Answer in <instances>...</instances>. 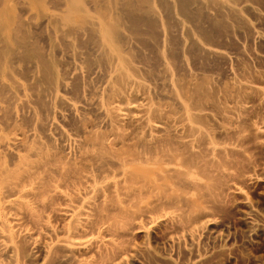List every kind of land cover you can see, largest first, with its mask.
I'll return each mask as SVG.
<instances>
[{
	"label": "rangeland",
	"instance_id": "rangeland-1",
	"mask_svg": "<svg viewBox=\"0 0 264 264\" xmlns=\"http://www.w3.org/2000/svg\"><path fill=\"white\" fill-rule=\"evenodd\" d=\"M0 264H264V0H0Z\"/></svg>",
	"mask_w": 264,
	"mask_h": 264
}]
</instances>
